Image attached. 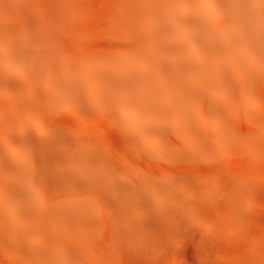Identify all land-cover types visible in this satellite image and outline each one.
I'll return each mask as SVG.
<instances>
[{"label":"rangeland","instance_id":"1","mask_svg":"<svg viewBox=\"0 0 264 264\" xmlns=\"http://www.w3.org/2000/svg\"><path fill=\"white\" fill-rule=\"evenodd\" d=\"M258 5L0 0V173L28 171L49 264H264V82L231 88L208 74L204 100L181 103L192 92L170 88L165 113L157 80L143 87L120 62L173 85L178 43L193 51L198 33L231 32L243 51ZM150 36L163 53L134 51ZM74 197L80 236L51 213Z\"/></svg>","mask_w":264,"mask_h":264},{"label":"bare ground","instance_id":"2","mask_svg":"<svg viewBox=\"0 0 264 264\" xmlns=\"http://www.w3.org/2000/svg\"><path fill=\"white\" fill-rule=\"evenodd\" d=\"M219 1L220 0H218V2ZM258 2L259 5L256 9L257 20L254 24L253 30L249 33L253 39L251 42H248L247 48H245L243 51L242 49L233 45V40L236 38L234 33H219L217 37L214 33H211V31L210 33L202 32L201 35L199 33L197 34V38H199L198 41L200 43L193 51H186L180 43H178L176 47L172 49L178 53V57L175 58V61L170 66V70L172 74L181 76V78H179V80L173 85L169 84L170 80H168L167 77L168 72L160 75L152 68H148V70H145L144 68H138L132 61L124 60L123 62V60H120L122 64L126 62L125 67L123 66V70L128 72L131 79H134V76L136 75L140 80L141 86L143 87L146 85L144 79L148 77V75L152 76L153 80H157L159 89L163 88L165 95L166 93L168 95L169 90L171 91V89L192 92L184 97L185 100H179L181 103H190L191 99L189 98H191L192 95L195 97V99L199 98L200 100H204L203 84H205V78L208 74H213L212 76L214 81L220 83L221 86L224 87L235 88V84L239 86L243 81V77H250L252 79L255 77L257 83L263 84L264 0H258ZM236 6H238V4ZM243 17H245L246 20V17L248 16L244 14ZM138 43H136L134 46V51L139 52L137 49L142 50L145 48L148 50L156 49L162 52L163 45H159L158 47L155 36L148 37L146 39V43ZM148 43L150 45H147ZM156 50H154V53L157 52ZM100 55L101 57H104V52H100ZM145 56L146 55H144V57ZM100 60L102 59H99L98 61ZM254 60L256 63L255 70L250 68V62ZM103 61L104 60H102V62ZM175 99L176 98L174 94H169L168 98L163 95L162 101H159L158 98L157 101L155 98L153 99V101H155L153 106L164 107L165 111L167 107L170 106V103L175 101ZM149 100H151L149 103L151 104L150 107H152V97H150L148 101ZM163 102L166 106H163ZM162 121L165 125V123L168 124L170 122V119L165 118ZM166 127H168V125L165 126V128ZM20 170L21 173H18L15 177H5L0 173V184L6 183L8 185L3 189L0 186V264H20L21 260L24 258L27 260V264H49V256L46 254L45 250L38 248L34 242V234L36 233L34 222L37 220L36 210L39 208L37 204V196L34 191L33 184L28 177V171L26 169ZM8 191H11L15 195L14 200L10 201L6 199L5 194ZM44 212L47 211L44 210ZM51 213H53V216L59 221L61 220L60 222H62L65 232L70 235L73 234L80 236V199L75 197L72 199L70 198L64 204H60L55 207L53 211L51 209ZM44 216L49 217V213L40 214V217ZM66 244L69 243L65 242L64 245L66 246Z\"/></svg>","mask_w":264,"mask_h":264}]
</instances>
